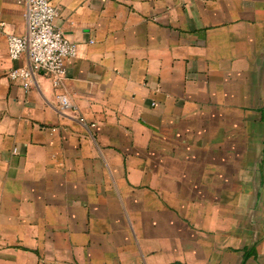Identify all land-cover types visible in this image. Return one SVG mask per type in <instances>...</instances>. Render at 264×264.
Instances as JSON below:
<instances>
[{
    "label": "crops",
    "instance_id": "crops-1",
    "mask_svg": "<svg viewBox=\"0 0 264 264\" xmlns=\"http://www.w3.org/2000/svg\"><path fill=\"white\" fill-rule=\"evenodd\" d=\"M50 2L25 88L0 0V264H264V0Z\"/></svg>",
    "mask_w": 264,
    "mask_h": 264
},
{
    "label": "built area",
    "instance_id": "built-area-1",
    "mask_svg": "<svg viewBox=\"0 0 264 264\" xmlns=\"http://www.w3.org/2000/svg\"><path fill=\"white\" fill-rule=\"evenodd\" d=\"M25 5L27 29L23 35L7 36V52L11 60H17L26 53L29 66L10 69L8 77L20 80L29 87L34 71L46 70L54 74V84L58 85L65 76L66 63L77 54V44L66 37L55 24L57 9L50 0H17ZM57 102L61 110L74 108L66 94H58Z\"/></svg>",
    "mask_w": 264,
    "mask_h": 264
},
{
    "label": "water",
    "instance_id": "water-1",
    "mask_svg": "<svg viewBox=\"0 0 264 264\" xmlns=\"http://www.w3.org/2000/svg\"><path fill=\"white\" fill-rule=\"evenodd\" d=\"M39 71H41V70H39Z\"/></svg>",
    "mask_w": 264,
    "mask_h": 264
}]
</instances>
